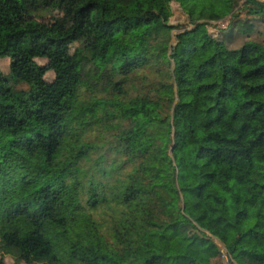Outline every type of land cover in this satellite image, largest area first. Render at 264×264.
Wrapping results in <instances>:
<instances>
[{"label":"trees","instance_id":"16d2710c","mask_svg":"<svg viewBox=\"0 0 264 264\" xmlns=\"http://www.w3.org/2000/svg\"><path fill=\"white\" fill-rule=\"evenodd\" d=\"M33 1L0 3V264H212L220 245L264 264V0H43L51 26L17 22ZM43 44L65 48L41 66Z\"/></svg>","mask_w":264,"mask_h":264},{"label":"rangeland","instance_id":"374dc122","mask_svg":"<svg viewBox=\"0 0 264 264\" xmlns=\"http://www.w3.org/2000/svg\"><path fill=\"white\" fill-rule=\"evenodd\" d=\"M4 0H0V3H2ZM43 0H34L32 5L29 6L28 8L22 10L17 16H16V21L17 22H21V23H26V22H34L40 25H45V26H51L52 25V20L49 16H42L40 14H38L36 12V8L41 6ZM172 11H173V16L171 18V25L173 26H182L184 28H189V23L187 21L186 16L182 13L181 9L179 8L178 5L173 4L172 5ZM224 26H227V23L224 24ZM223 27V26H222ZM182 29H176L173 30L172 34L173 37L175 39L176 35L183 30ZM205 31L210 32V33H216L217 31L215 30V28L210 27V26H205L204 27ZM65 48L64 47H59L58 46H54V45H48V44H43L41 46H39L36 50V60L38 62L39 65L41 66H45L48 64V56L56 51H59L61 49ZM11 63V58H6V59H2L0 60V68L4 71L5 75H9L10 73V69H9V65ZM145 74L147 72H144ZM54 73L53 72H49L46 75V79L48 82H52L54 80ZM142 80L141 78L136 79L135 84H136V88L131 87L130 88V93L133 95L137 92V89H141L142 88V84H141ZM21 89H26V87H21ZM220 245V244H219ZM220 248L223 251V256L221 258H218L216 260L212 261V264H234L230 258H228L227 256H225V252L224 249L222 247V245H220ZM26 259H29V256L27 255L25 257ZM4 260L7 264H15L16 260L10 256H5ZM22 264H26L25 262H22Z\"/></svg>","mask_w":264,"mask_h":264}]
</instances>
